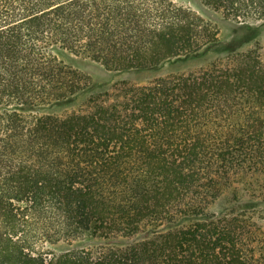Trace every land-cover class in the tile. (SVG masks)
<instances>
[{
    "label": "trees",
    "instance_id": "1",
    "mask_svg": "<svg viewBox=\"0 0 264 264\" xmlns=\"http://www.w3.org/2000/svg\"><path fill=\"white\" fill-rule=\"evenodd\" d=\"M198 1L264 21V0ZM202 23L173 0H0V264H264L247 202L208 209L264 174L258 50L111 82L216 43Z\"/></svg>",
    "mask_w": 264,
    "mask_h": 264
},
{
    "label": "rangeland",
    "instance_id": "2",
    "mask_svg": "<svg viewBox=\"0 0 264 264\" xmlns=\"http://www.w3.org/2000/svg\"><path fill=\"white\" fill-rule=\"evenodd\" d=\"M173 2L189 9L203 21V29L209 37L217 39V42L207 45L194 57L179 59L164 63L160 68L152 72L136 74L113 75L111 82L128 80L136 85L145 86L152 80L164 76H179L182 74L199 73L202 69L209 68L212 64L218 67L223 66L228 55L243 53L246 51L256 52L258 50L264 59V21L251 18L248 25L237 24L236 21L226 19L221 13L207 10L199 4L198 0H173ZM246 26V27H244ZM225 65V64H224ZM226 66V65H225ZM93 80H100V73L94 72ZM112 75L108 73L107 76ZM235 197L238 201L249 204L248 216L252 223L253 233L256 236V243L262 241L264 246V174L233 176L230 186L223 188L216 201L209 206L210 212L219 213L233 203ZM257 243V244H258ZM264 248V247H263ZM264 250V249H263ZM264 254V251H256L255 255Z\"/></svg>",
    "mask_w": 264,
    "mask_h": 264
}]
</instances>
